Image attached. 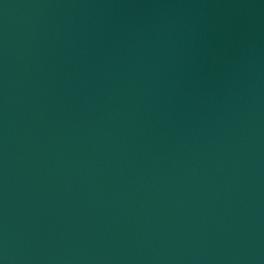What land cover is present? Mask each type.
Returning a JSON list of instances; mask_svg holds the SVG:
<instances>
[{
  "label": "water",
  "instance_id": "95a60500",
  "mask_svg": "<svg viewBox=\"0 0 264 264\" xmlns=\"http://www.w3.org/2000/svg\"><path fill=\"white\" fill-rule=\"evenodd\" d=\"M0 264H264V0H0Z\"/></svg>",
  "mask_w": 264,
  "mask_h": 264
}]
</instances>
